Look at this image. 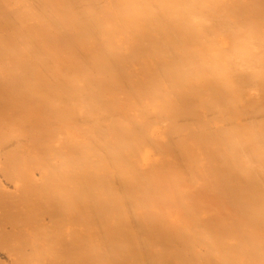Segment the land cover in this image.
<instances>
[{
	"label": "bare ground",
	"instance_id": "6f19581e",
	"mask_svg": "<svg viewBox=\"0 0 264 264\" xmlns=\"http://www.w3.org/2000/svg\"><path fill=\"white\" fill-rule=\"evenodd\" d=\"M12 1L2 261L264 264V0Z\"/></svg>",
	"mask_w": 264,
	"mask_h": 264
},
{
	"label": "rangeland",
	"instance_id": "374dc122",
	"mask_svg": "<svg viewBox=\"0 0 264 264\" xmlns=\"http://www.w3.org/2000/svg\"><path fill=\"white\" fill-rule=\"evenodd\" d=\"M6 1H7V0H4V2H6ZM11 1H12V0H9V1L6 2V3H7L6 6L9 5V4L11 3V4H10L11 7H10V6L7 7V9H9V10L7 11V12H8V14H7L8 16L5 14V17L7 18V20H9V19H11V18H13V20H15V15H19L20 13H23L22 10H21V11H17V10L23 9V8H22V7H23V6H22L23 4H22L21 2L19 3V2H14V1L11 2ZM13 2L16 4V6H14L15 4H14ZM20 4H21V5H20ZM13 7H16V10L13 9ZM18 8H20V9H18ZM7 9L5 8V12H6ZM7 12H6V13H7ZM11 12H12V13H11ZM11 21H12V20H11ZM12 22H13V21H12ZM0 67L3 68L4 65H0ZM18 74H20V73H18ZM20 75H21V74H20ZM20 75H19V77H20ZM16 76H18L17 73H16ZM16 76H15V77H16ZM22 77H23V76H22ZM20 78H21V77H20ZM0 79H1V80H0V84H4V82H6V81H7L6 84H9L8 81H10V79H7V78H0ZM3 79L6 80V81H3ZM16 79H19V78L17 77ZM11 81H12V82H11ZM11 81H10V84H9V85H12V84L14 83L12 79H11ZM6 84H5V85H6ZM14 84H15V85H14ZM14 84H13V85L16 87V86L20 85L21 83H20V84H16V83H14ZM13 85H12V86H13ZM23 98H24V97H23ZM0 111H1V110H0ZM13 111H14V109L8 113V117H10V115H12V116L15 117V115H16V114H15L16 111H15V112H13ZM17 114H18V113H17ZM0 154H1V153H0ZM8 154H10V153H8ZM8 154H6V155H8ZM2 155H3V157H2ZM2 155H1V157H0V162H1L2 159H3V161L1 162L2 164H0V165H3L4 167H3V166H2V167L0 166V167H1V168H0V185H3L4 187L2 186V187H3V188H2L3 190H1V187H0V190H1L2 193H4V194L7 193V194H5V196H4V194H3V197H6V196H7L5 200H7V198H8L9 203L6 204V202H4V201H5L4 199H3L4 201L1 202V200H0V202H1V204H2L3 202L5 203V209H7V208H6L7 205H11L10 208H8V212H6L8 215H9V214H11V215H16L17 217H18L19 215L22 216L23 213H24V215H27V214L29 213L28 209H27L26 211H22V210H20V209H21V207H22V209H23V208L25 209V208L28 207V206H26L27 202L25 203V198L30 199L29 197L31 196V198L33 199V197L36 196V197H35L36 199H35V198H34L33 200L30 199L29 201H34L35 203H36L37 201H39V198H38V200H37V197H38V196H41V195H39V193H38L39 190H40V189L38 188V187L40 186V183L38 184L37 181H36L35 183H32V184L34 185V187L37 186V185H39L38 187H35V189L37 188L36 191L38 190V192H36V193H38V194L35 193V194L32 195V193H34L35 190H34L33 188L30 187L31 183H29V184L27 183V185H29V186H27L26 183H25V185H24L23 187H24V189L26 188V186H27V187H30V189H32L33 192H32V190H28V189H27V190L30 191V192H27V190L25 189V190H26V194H25V192H24L25 190H23L24 193H22V190H18V191L15 190V189L13 188V186L10 185V184H11V182H10L11 179H10L9 177L7 178L8 174H7V175H5V174L3 175V173H5V171H6V167H7V166H8L7 170H11V168L16 169V167H15L16 164H15V162L12 161V160H13V159H12L13 157L11 158V160H10V159L8 160V159H7L8 157L6 156V157H7V158H6L7 161H6V160L4 161V158H5V157H4V154L2 153ZM10 155L12 156V153H11ZM10 155H8V156H10ZM13 155H14V154H13ZM11 156H10V157H11ZM15 156H17V155L15 154ZM10 157H9V158H10ZM17 158H18V157H17ZM14 159H15V158H14ZM15 161H16V160H15ZM6 163H8L9 165L6 164ZM10 164H15V165H12V166H11ZM5 165H6V167H5ZM9 166H10V168H9ZM4 168H5V171H4V170H1V169H4ZM35 169H36V170H35ZM33 170L38 171L36 167H34ZM3 171H4V172H3ZM6 173H8V172H6ZM2 176H4V177H2ZM9 176H10V175H9ZM10 177H11V176H10ZM5 178H6V179H5ZM8 180H10V181H8ZM39 181H40V182L43 181L44 183L46 182L45 179H44V180H43V179H39ZM9 182H10V183H9ZM43 182L41 183V184H43V185H41L40 187H43V186L46 184V183L44 184ZM5 185L7 186L8 189H6V186H5ZM31 186H32V185H31ZM32 187H33V186H32ZM4 188H5V189H4ZM9 192H10V196H9V194H8ZM31 192H32V193H31ZM2 193H0V194H2ZM12 193H13L14 195H12ZM15 194H16V195H15ZM23 194H24V195H23ZM1 196H2V195H1ZM1 196H0V197H1ZM11 196H12V197H11ZM14 196H15V197H14ZM16 196H17V197H16ZM19 196H20V199H19ZM13 197L16 198V199H14ZM0 199H1V198H0ZM9 199H10V200H9ZM13 200H14V201H13ZM17 201H18V202H17ZM13 202H14V204H13ZM15 202H16V203H15ZM4 203H3V204H4ZM23 203H25V206H26V207H24ZM1 204H0V205H1ZM20 205H21V206H20ZM13 206H15V207H13ZM3 207H4V206H3ZM12 207H13V208H12ZM2 209H3V208H2V206H1V208H0V212H1ZM13 210H14V211H13ZM6 211H7V210H6ZM9 211H11V213H10ZM3 212H4V213H3ZM20 212H21V213H20ZM1 213L4 214L3 216H4V218H5L6 220H5V219H2L4 222H3V221L0 222V228H1V226H2V227L4 226V229H5V227H9V228H6V229H9V230H10V227H11V225H12V222H9V221H10V220H9L8 223H10V224L5 223V221H7L9 218L7 219V217L5 216V211H4V209L2 210ZM1 213H0V214H1ZM19 213H20V214H19ZM2 214H1V215H2ZM1 215H0V216H1ZM8 217H10V215H9ZM0 219H1V217H0ZM0 221H1V220H0ZM19 222H20V223H22V222L25 223L24 221H22V222H21V221H18V223H19ZM1 223H2V224H1ZM3 224H4V225H3ZM6 224H7V226H5ZM22 227H23V226H22ZM1 229H2V228H1ZM1 229H0V238L3 237V235H4V232H2L3 230L1 231ZM1 232L3 233V235H2ZM13 232H14V231H10L11 234H12ZM17 232H18V231H17ZM17 232L15 231V233H13L12 236L9 235V236H11L10 238L15 239V235H14V234H16ZM18 235H19V234H18ZM4 237H6V236H4ZM16 237L19 238V236H17V235H16ZM4 239H5V238H4ZM16 239H17V238H16ZM1 240H2V241H4V240H3V238L0 239V245L2 246L3 243L1 242ZM82 242H85V241L82 239V240L77 244V246H78L79 248H82V245H83ZM1 243H2V244H1ZM79 245H80V246H79ZM77 246H76V247H77ZM1 254H2V253H0V264H6L7 259L4 258L5 255H3V254L1 255ZM3 259H4V260L6 259V260H5L6 262L2 261ZM84 259H86V258H84ZM86 260H87V259H86ZM89 262H90V260H89ZM89 262H88V263H89ZM85 263H87V261H86ZM88 263H87V264H88ZM8 264H9V262H8Z\"/></svg>",
	"mask_w": 264,
	"mask_h": 264
}]
</instances>
